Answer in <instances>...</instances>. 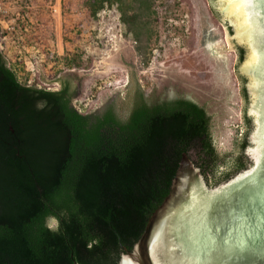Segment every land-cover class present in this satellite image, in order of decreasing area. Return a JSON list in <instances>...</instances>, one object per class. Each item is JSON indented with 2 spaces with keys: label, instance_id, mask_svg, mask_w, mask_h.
<instances>
[{
  "label": "trees",
  "instance_id": "1",
  "mask_svg": "<svg viewBox=\"0 0 264 264\" xmlns=\"http://www.w3.org/2000/svg\"><path fill=\"white\" fill-rule=\"evenodd\" d=\"M92 1L117 5L130 27L153 0ZM73 99L66 86L23 85L0 53V264H118L170 194L185 156L198 151L200 170L215 175L209 119L195 104L139 99L123 120L113 107L84 115ZM239 161L237 171L247 165Z\"/></svg>",
  "mask_w": 264,
  "mask_h": 264
},
{
  "label": "rangeland",
  "instance_id": "2",
  "mask_svg": "<svg viewBox=\"0 0 264 264\" xmlns=\"http://www.w3.org/2000/svg\"><path fill=\"white\" fill-rule=\"evenodd\" d=\"M124 19L92 0H0V52L23 85L68 87L81 113L131 72L143 89L190 98L212 116L219 159L230 158L242 109L237 53L208 0H153L138 24Z\"/></svg>",
  "mask_w": 264,
  "mask_h": 264
},
{
  "label": "water",
  "instance_id": "3",
  "mask_svg": "<svg viewBox=\"0 0 264 264\" xmlns=\"http://www.w3.org/2000/svg\"><path fill=\"white\" fill-rule=\"evenodd\" d=\"M208 2L226 30L228 25L233 29L234 35L228 33L227 38L237 53L234 70L242 100L239 144L245 135L249 136L246 154L252 162L231 179L216 183L214 179L229 169L238 148L230 158L218 160L215 175H204L199 168L198 151L190 152L170 194L150 216L133 250L124 247L118 264H264V22L254 16L249 30L238 18L223 16L217 0ZM240 47L244 49L241 61ZM127 79L125 85L101 90L83 114L101 115L112 106L120 118L127 119L136 95L148 104L168 95L183 97L174 92L143 89L137 74L132 72ZM244 83L249 84L248 100L241 90ZM248 109L255 116L249 127L244 122ZM56 224V220L49 221L51 227ZM240 245L247 250L241 251Z\"/></svg>",
  "mask_w": 264,
  "mask_h": 264
},
{
  "label": "flooded vegetation",
  "instance_id": "4",
  "mask_svg": "<svg viewBox=\"0 0 264 264\" xmlns=\"http://www.w3.org/2000/svg\"><path fill=\"white\" fill-rule=\"evenodd\" d=\"M211 10V14H212V17L214 18V19H218L217 18V14H216V12L214 11V9L213 8H211L210 9ZM228 29V33L231 35V37L234 35L233 34V29H232V26L230 25H228V27H227ZM235 41H237L236 39H234ZM233 40V41H234ZM238 42V41H237ZM236 42V43H237ZM239 43V42H238ZM243 52H244V49L242 48V47H240L239 48V50H238V58H239V60L241 61L242 60V58H243ZM244 72V71H243ZM244 74H246L245 72H244ZM247 75V74H246ZM248 76V75H247ZM243 80V79H242ZM242 94H243V97L245 98V100H248V98H249V95H250V92H249V84H246V83H244L243 84V86H242ZM136 94H138V93H136ZM139 94H141V93H139ZM136 96H138V95H136ZM134 97V103H133V109L137 106V103H138V101L137 100H139V99H141V101L142 102H145L144 100H143V98L142 97H140V95L138 96V97ZM179 100H184V101H189V102H191V103H193V104H195L198 108H200V109H202L203 111H204V113H205V116L209 119V127H210V130H209V132H210V134H211V137H212V140H213V136H212V133H211V124H212V116L210 115V113L208 112V110H207V108L205 107V106H203V105H200V104H198L197 102H195V101H193L192 99H190V98H187V97H178V96H174V95H168L167 97H164L162 100H160V101H157V102H153V103H149V104H151V105H153V104H157V103H161V102H170V101H179ZM251 106V105H250ZM110 107H112V106H110ZM132 109V110H133ZM249 109H250V107H249ZM249 109H248V111L246 110L245 111V113H244V122H245V125L246 126H250L251 125V121H252V117H255V116H252V115H250V112H249ZM116 112V111H115ZM104 113V112H103ZM102 113V114H103ZM118 117L120 118V116L118 115ZM120 119H122V118H120ZM123 120H126V119H123ZM250 120V124H249V121ZM244 138H246L247 139V143L249 144V136H247V135H245L244 136ZM244 138L241 140V142L244 140ZM240 142V143H241ZM214 143V142H213ZM240 145V144H239ZM246 148H247V146H246ZM246 148L244 149V152H243V156L241 157V159H240V161L238 160L239 159V155H240V150H239V146H238V151L235 153V155L233 156V158H232V160H231V162H230V164H229V169L226 171V173H230L231 175H230V179L233 177V175L235 174V175H237L238 173H240V172H242V171H244V170H246V169H248L249 168V163L250 162H252L250 159H249V157H248V155L246 154ZM238 161L239 162H243V163H246L247 162V165H246V167L244 168V169H241V170H239V171H237L236 170V168H235V165L236 164H238ZM54 220V219H53Z\"/></svg>",
  "mask_w": 264,
  "mask_h": 264
},
{
  "label": "snow or ice",
  "instance_id": "5",
  "mask_svg": "<svg viewBox=\"0 0 264 264\" xmlns=\"http://www.w3.org/2000/svg\"><path fill=\"white\" fill-rule=\"evenodd\" d=\"M217 2L221 5L223 16L238 18L241 25L249 30L254 16L258 15L264 22V0H217ZM261 34L264 35V23L261 24ZM238 247L241 251L247 250L243 245Z\"/></svg>",
  "mask_w": 264,
  "mask_h": 264
},
{
  "label": "bare ground",
  "instance_id": "6",
  "mask_svg": "<svg viewBox=\"0 0 264 264\" xmlns=\"http://www.w3.org/2000/svg\"><path fill=\"white\" fill-rule=\"evenodd\" d=\"M227 36H228V34H227ZM228 41V40H227ZM228 43V42H227Z\"/></svg>",
  "mask_w": 264,
  "mask_h": 264
}]
</instances>
